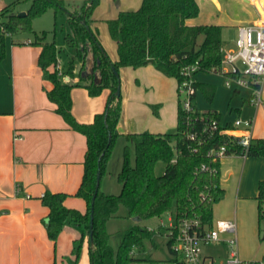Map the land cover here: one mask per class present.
<instances>
[{
	"label": "trees",
	"instance_id": "16d2710c",
	"mask_svg": "<svg viewBox=\"0 0 264 264\" xmlns=\"http://www.w3.org/2000/svg\"><path fill=\"white\" fill-rule=\"evenodd\" d=\"M20 1L0 10V61L5 58L7 36L30 31L32 19L50 8H63L61 0H32L25 15L19 17L12 13V6ZM97 1L89 0L79 11L68 14L69 33L65 42L74 50L79 64L76 75L72 61L63 69L69 82L57 75L59 50L53 42L45 41V33L34 34V40L29 43L40 49L37 67L50 84L46 92L47 100L70 129L84 136L86 143L81 182L73 195L84 202L85 212L66 208L64 200L68 195L63 193L45 192L40 202L47 210L44 227L49 241L54 243L67 225L80 230L81 237L73 250L75 264L85 237L89 264H129L130 250L133 247L142 249V241L150 238V234L134 227L122 237L114 251L108 244L107 222L123 208L129 219L137 218L139 221L176 212L180 216L198 218L202 223L211 224L212 208L223 198L224 191L219 184V164L206 158V153L210 148L224 144L229 137L217 131L213 138L207 139L196 152H192L196 143L189 139L187 133L195 131L200 135L203 127L200 117H212L217 121L218 117L196 111L188 116L181 111L179 104L175 131L126 136L133 143L134 164L130 165L125 151L117 175L119 193L106 195L98 187L91 211L97 170L101 179L113 142L118 137L117 125L121 117L120 95L116 96L118 71L120 68L137 69L151 65L163 76L174 79L177 85L183 79L182 69L195 62L198 64L196 74H218L223 47L222 29L216 25L186 24L198 16L199 7L195 0H141L137 10L121 11L115 19L106 21L109 36L116 43L117 59L111 61L89 24ZM77 88L84 89L91 98L99 96L103 90L107 91L103 111L94 115L89 124H78L72 116L71 91ZM206 89L209 93L205 92ZM194 90L203 92L206 101L211 102L212 87L195 81ZM232 152L237 154L239 149L233 144L227 145V153ZM247 157H264V139L252 142ZM157 164L163 165L160 175L154 172ZM201 164L214 167V174L199 172ZM256 202L258 224L264 223V182L258 185Z\"/></svg>",
	"mask_w": 264,
	"mask_h": 264
},
{
	"label": "crops",
	"instance_id": "0c3cea01",
	"mask_svg": "<svg viewBox=\"0 0 264 264\" xmlns=\"http://www.w3.org/2000/svg\"><path fill=\"white\" fill-rule=\"evenodd\" d=\"M213 2L217 7V22L211 25L221 27L223 48L234 49L238 27L259 20L258 6L250 0H235L234 3L226 0L233 8L224 12L219 0ZM140 4L139 0H120L117 15L121 11H135ZM116 17L112 14L107 21ZM186 24L206 25L200 20H189ZM92 27L95 29L94 25ZM230 27L235 28L234 32L228 29ZM31 42L6 38L5 58L0 61V264H75L73 250L81 237L80 230L67 225L54 243L49 241L44 227L47 210L41 205L40 197L45 192L63 193L68 195L64 200L66 208L85 212L84 202L73 195L81 182L86 143L84 136L70 129L47 100L50 84L37 67L40 49L31 46ZM110 55L112 61H116L117 56ZM141 69H146L161 83L163 96L168 98L166 101L170 100L172 89L177 92L174 79L163 76L151 65ZM195 81L214 89L211 102L206 101L203 92H195L192 106L196 112L217 115L220 126L230 128V134L236 137L243 130L234 128V121L252 120V140L264 139V80L257 107L249 102L251 88L236 83L226 86L220 74L198 73ZM205 92L209 93L207 89ZM71 101L74 120L85 125L103 111L106 99L91 98L84 89L77 88L71 91ZM178 106L179 100L176 119ZM121 113L123 123L127 116L125 110ZM120 126L117 125L118 130ZM173 127L143 132L165 134L174 131ZM219 172L224 196L216 206L220 204L219 210H225L220 214L221 219L235 221L236 237L241 218H246V226L253 227L257 223L260 229L256 197L259 183L264 182V157L227 156L221 159ZM16 186L20 188V197L14 195ZM242 211L246 212L245 217ZM240 228L242 230L241 225ZM239 257L247 261L264 260V251L248 259ZM87 259L85 237L76 264H89Z\"/></svg>",
	"mask_w": 264,
	"mask_h": 264
},
{
	"label": "rangeland",
	"instance_id": "374dc122",
	"mask_svg": "<svg viewBox=\"0 0 264 264\" xmlns=\"http://www.w3.org/2000/svg\"><path fill=\"white\" fill-rule=\"evenodd\" d=\"M16 1L18 0H0V10L10 6ZM31 1L32 0H21L19 3L12 6V13L16 16L25 13L29 8ZM61 1L63 2L62 9L50 8L39 17L32 19L30 22V31L16 32L6 38L13 39L14 41H33L34 34L39 36L45 33V41L47 43L53 42L59 50L57 55V75L60 78H66L67 76H65L63 69H66L70 61L74 64L75 75L79 66L74 50L68 47L65 42V37L69 33L68 14L79 11L89 0ZM139 1L141 2V0ZM196 1L199 5V14L195 19L190 21L195 22L196 20H200L202 23L205 22L206 25L216 23L217 18H215V16L217 15V7L213 0ZM230 1H232V3L235 2V0ZM119 2L120 0H117L116 2L114 0H98L96 6H94L92 10L90 17L91 21L89 22L90 28L95 33L98 42L111 61L112 58L110 53L113 54L114 57L116 56V43L109 36L106 21L112 14L117 16V6ZM219 5L224 12H229L233 8V6L226 3V0H219ZM93 25L95 29L92 27ZM228 29L232 32L235 30L234 27ZM238 65L241 66L240 63ZM141 68L143 67L137 69L120 68L118 71L121 112L125 110L127 120L123 123L122 118L119 120L118 124H121V126L119 130L117 129L118 137L113 142L105 172L100 179L99 189L100 192L104 194L117 195L120 191V184L117 181V175L121 169L125 151H127L130 165L134 164L133 143L128 141L126 136L133 133H142L145 129L161 131L163 129H168L173 125L174 127L172 129L175 131L177 127V100H179L180 104L183 97L172 89V95L168 96L170 100L166 101L168 98L163 96L161 83L156 81L146 69ZM66 82H69V79ZM106 94L107 91L103 90L97 98L106 99ZM126 133L130 134L126 135ZM162 171L163 165L157 164L154 169L155 174L160 175ZM219 205L216 206L215 204L212 208L213 221L222 220L220 214L225 213V210L222 208L219 210ZM241 215L245 217L246 212L242 211ZM245 219L246 218H241L239 220L237 248L239 255L242 258L248 259L252 258L257 253L264 251V223L259 224L260 229H258L257 223H255L253 227L249 224L248 227L246 226L247 222ZM160 220H165L164 214L148 220L134 221L127 217L123 208H120L116 215L106 224V232L109 236L108 244L114 251H116L120 245L122 237L130 232L132 228L138 227L145 231L151 229L154 232L151 233L150 238L142 241L143 248L140 250L139 248H136V250L143 252L142 258L145 260H167L169 259V250L166 245V238L157 235ZM240 225L242 226V230ZM162 234L163 233L161 232V235ZM203 253L216 260H220L226 257V248L223 246H211L205 248Z\"/></svg>",
	"mask_w": 264,
	"mask_h": 264
},
{
	"label": "built area",
	"instance_id": "2783aa9c",
	"mask_svg": "<svg viewBox=\"0 0 264 264\" xmlns=\"http://www.w3.org/2000/svg\"><path fill=\"white\" fill-rule=\"evenodd\" d=\"M250 1L258 6L260 18L253 24L238 27L234 49L221 48L218 74L224 77L226 86L236 83L251 88L252 96L249 102L250 105L257 107L261 102L260 87L264 80V0ZM239 63L241 66L238 65ZM197 69V62L183 68L181 72L183 79L177 85V93L183 97L180 109L188 116L195 112L192 106V96L195 92ZM199 119L203 121L200 135L195 131L187 133L189 139L196 143V146L191 149L192 152H196L198 146H202L207 139L213 138L219 131V134L229 138L224 144L210 148L206 153V158L212 163L220 164L221 159L227 156L247 157L253 142L251 138L252 120L237 119L234 121V128L243 130L242 134L236 137L230 134V128L221 127L219 121L212 117H200ZM230 144L239 149L237 154L227 153V145ZM215 170L210 164L199 166L201 173L214 174ZM14 195L15 197L21 195L18 186L15 188ZM23 197L28 199L29 195ZM164 216L165 220L159 221L157 235L166 238L169 259L145 260L142 258L143 252L133 247L129 252L131 258L129 264H264V260L247 261L239 257L234 220H216L211 221V224H205L198 218L180 216L176 212H167ZM146 231L150 235L154 232L151 229ZM211 246L226 248V257L216 260L204 254L203 250Z\"/></svg>",
	"mask_w": 264,
	"mask_h": 264
},
{
	"label": "water",
	"instance_id": "95a60500",
	"mask_svg": "<svg viewBox=\"0 0 264 264\" xmlns=\"http://www.w3.org/2000/svg\"><path fill=\"white\" fill-rule=\"evenodd\" d=\"M24 15H25V13L18 14L19 17H23ZM116 96H119V87L117 88ZM99 180H100V171L98 169L97 170V175H96V180H95L94 193L92 195V200H91V211H92L93 201H94V198H95V193H96V191H97V189L99 187ZM133 220L134 221H139L137 218H133ZM91 225H92V213L90 214V230L88 232V237L89 238L91 237Z\"/></svg>",
	"mask_w": 264,
	"mask_h": 264
}]
</instances>
